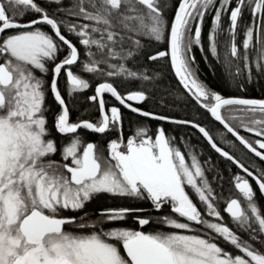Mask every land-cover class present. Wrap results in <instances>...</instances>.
Listing matches in <instances>:
<instances>
[{
    "label": "snow or ice",
    "instance_id": "6c2138e0",
    "mask_svg": "<svg viewBox=\"0 0 264 264\" xmlns=\"http://www.w3.org/2000/svg\"><path fill=\"white\" fill-rule=\"evenodd\" d=\"M0 264H264V0H0Z\"/></svg>",
    "mask_w": 264,
    "mask_h": 264
},
{
    "label": "flooded vegetation",
    "instance_id": "af4514ba",
    "mask_svg": "<svg viewBox=\"0 0 264 264\" xmlns=\"http://www.w3.org/2000/svg\"><path fill=\"white\" fill-rule=\"evenodd\" d=\"M218 72H219V67H218ZM203 74H204L205 77H210V76H211V74H210L207 70H205ZM254 91H255V90H254ZM49 101L51 102V98H49ZM125 111H126V110H125ZM92 114L95 115L94 112H93ZM133 115H134V114H133ZM73 118H74V119L76 118V114H75V113H73ZM242 134H243V133H242ZM90 139L99 140L100 137H99V136H93V137H90Z\"/></svg>",
    "mask_w": 264,
    "mask_h": 264
},
{
    "label": "trees",
    "instance_id": "16d2710c",
    "mask_svg": "<svg viewBox=\"0 0 264 264\" xmlns=\"http://www.w3.org/2000/svg\"><path fill=\"white\" fill-rule=\"evenodd\" d=\"M213 83L214 85H220L221 84V81L219 79H215L213 78ZM252 96H258V91H251L250 93ZM76 114V113H75Z\"/></svg>",
    "mask_w": 264,
    "mask_h": 264
}]
</instances>
